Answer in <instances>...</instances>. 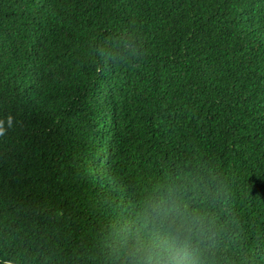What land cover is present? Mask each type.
<instances>
[{
	"label": "trees",
	"instance_id": "trees-1",
	"mask_svg": "<svg viewBox=\"0 0 264 264\" xmlns=\"http://www.w3.org/2000/svg\"><path fill=\"white\" fill-rule=\"evenodd\" d=\"M0 121V264H147L161 197L264 264V0H0Z\"/></svg>",
	"mask_w": 264,
	"mask_h": 264
},
{
	"label": "clouds",
	"instance_id": "clouds-1",
	"mask_svg": "<svg viewBox=\"0 0 264 264\" xmlns=\"http://www.w3.org/2000/svg\"><path fill=\"white\" fill-rule=\"evenodd\" d=\"M7 119L11 123L12 117L9 116ZM2 124L3 122L0 121V135L4 134ZM184 208L186 209L187 205H184ZM145 211L147 219L140 228H148L149 232L154 233V239L151 247L142 245L136 248L133 245L135 252L132 256L146 259L147 264H153V261L155 264H172L173 261L182 264L194 244L200 243L196 237L199 221L195 217L185 216L179 204L175 202L169 204L165 197H161L158 204L149 205ZM157 228L160 231H156ZM161 236L165 238L163 242L160 241Z\"/></svg>",
	"mask_w": 264,
	"mask_h": 264
}]
</instances>
